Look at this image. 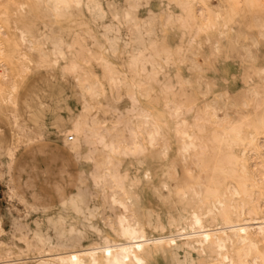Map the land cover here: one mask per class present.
I'll list each match as a JSON object with an SVG mask.
<instances>
[{"label":"bare ground","instance_id":"bare-ground-1","mask_svg":"<svg viewBox=\"0 0 264 264\" xmlns=\"http://www.w3.org/2000/svg\"><path fill=\"white\" fill-rule=\"evenodd\" d=\"M169 1L183 10L197 32L198 38L190 41L193 53H208L220 67L198 68L187 62L189 53L168 59L167 66H162L153 53L154 75L162 68H171L180 86L162 95L156 88L153 110H142L138 115L144 119V133L133 131L131 142L123 135L112 101L97 111L115 116L113 121L98 122L91 107L84 105L71 124L69 132L74 140L68 148L79 160L89 163L88 169L80 171L81 189L99 197L98 210L109 211L106 227L111 233L93 225L89 226L93 231L74 227L56 239L35 232L21 238L22 257L0 264H154L158 259L166 264H264V148L259 143L264 139V101L257 102L264 94V0H225L218 9L210 6L211 0ZM196 3L208 14L201 12L207 16L206 22L197 17ZM83 4L93 21L104 17L100 0H14L0 6V118L10 133V142L31 135L30 127L19 118L15 98L32 71L50 68L60 60L66 61L63 69L76 78L82 70L76 49L71 45L66 48L68 43L62 36L39 40L38 22L29 21L28 15L33 13L43 27L57 26L70 37L86 26L78 24ZM123 20L129 29L140 33L141 27L131 22L128 11ZM184 23L182 20L176 25L185 29ZM87 27L84 33L97 38L90 29L100 25ZM101 27L106 38L110 28L105 24ZM134 36V42L141 43L139 36ZM242 60L255 62L252 71L238 64L231 82L223 81L221 65ZM102 62L107 75L112 64L110 60ZM136 63L137 58L132 57L126 66L130 69ZM184 70L190 77L185 82ZM7 78L12 82L5 88ZM88 79L84 77L79 86L91 98L105 96L108 89L113 92L120 81L114 75L109 80L105 77L110 84L106 87L99 78ZM203 80L205 90L201 89ZM232 83L239 84L251 100L228 94L222 105L221 98ZM187 95L181 106L175 104ZM190 106L197 116L180 126L172 114ZM228 108L245 109V113L229 119ZM219 111L224 112L221 117ZM10 142L4 154L13 157ZM148 150L149 155H145ZM248 153L258 159V167L252 168ZM127 156L135 158L124 165ZM92 204L80 194L70 206L73 212H87V217H92ZM92 235L97 238L84 244Z\"/></svg>","mask_w":264,"mask_h":264},{"label":"rangeland","instance_id":"rangeland-1","mask_svg":"<svg viewBox=\"0 0 264 264\" xmlns=\"http://www.w3.org/2000/svg\"><path fill=\"white\" fill-rule=\"evenodd\" d=\"M12 1L14 0H0V6L6 7ZM224 3L225 0L209 1L213 9L220 8ZM100 9L104 12V17L93 21L83 4L79 10L81 20L78 24L86 26L80 27L78 32L70 37L57 26L51 29L43 27L42 22L33 13L28 15L29 21L38 22L39 28L36 35L39 40L44 41L46 36H62L68 43L65 45L66 48L71 45V49H76L78 52L76 60L82 70L79 78H76L75 74L63 69L66 61L60 60L50 68L32 71L15 98V107L21 122H26L30 127V137L23 138L21 141L14 139L15 141L10 142V133L5 122L0 118V249L4 252L0 254V262L6 260L13 262L17 261L16 258L22 257L19 256L24 247L21 238L31 236L35 232H41L56 239L57 235L74 227L86 232L93 231L89 229V226L93 225L99 230H104L106 234L111 233L106 227L109 221L107 218L109 211L98 210L96 204L99 197L92 195L90 191L81 189L84 184L79 180L80 171L88 169L89 163L83 159L79 160L68 148L74 140L72 139L74 135L69 132L71 124L81 114L84 105L91 107V114L95 115L98 122L113 121L118 115L123 135L128 142H131L133 131L144 133L146 125L143 124L144 119L138 115L142 110H153L156 104V88L162 95L180 86L171 68H162L161 72L154 75L151 64L153 53L156 52L155 59L162 66H167L168 59L173 57L180 59L182 55L189 53L187 62L198 68L220 67L216 61H211L208 53L203 52L204 55L193 53L194 44L190 41L198 38L197 32L187 17H184L183 10L174 2L169 0H100ZM202 10L205 11L201 4L194 5L197 17L202 22H206L207 16L204 17V15L208 14L205 11L202 17ZM126 11L132 17L131 22L141 27L140 33L138 30L129 29L124 23L123 17ZM182 20L187 26L185 29L176 25ZM44 21L52 23L51 19ZM169 22L173 25H166ZM91 24L100 25V27L90 29L97 38H90L84 33L88 29L87 25ZM102 24L110 28L106 38ZM134 34L139 36L141 43L134 42ZM45 46L50 48L47 43ZM132 57L137 58V63L130 65L128 69L126 64ZM104 60H110L113 67L112 71H106L107 75L102 66ZM254 63L249 60L231 64L224 63L221 65L222 70H219V75L223 81L231 82L238 72L236 65L243 64L252 71L255 67ZM183 74L184 82L190 79L187 70H184ZM110 75H114L117 81H120L113 88V92L108 89L105 96L99 95L91 98L83 93L79 86V83L85 82L82 81L84 77H87L90 78L87 82L99 78L108 87L110 84L104 79L106 77L109 80ZM7 79L3 82L5 88L10 87L9 84L12 82L10 78ZM201 82V89L205 90L206 82L204 80ZM230 86L228 93L221 98L222 105H225L228 94L230 97L239 94L240 97L242 96V101L251 100L250 97L245 96L239 84L232 83ZM146 90L149 91L148 95H145ZM185 91L188 92V90ZM186 97L189 96H182L176 100L175 104L181 106L183 104L181 101ZM257 100L259 103L264 101V94ZM109 101H112L111 104L115 107V116L112 117L110 114L104 115L97 111V108L106 106ZM226 111L228 118L233 120L245 113V109L228 108ZM223 113L219 111L218 115L221 117ZM172 116L181 126L192 121L197 114L190 106L176 110ZM67 135L68 138H66ZM9 142L14 153L13 157L4 154V148ZM262 142H264L263 138L259 140V143L264 148ZM148 152L149 150L145 155H149L150 152ZM248 155L252 157L249 161L252 168L258 167V159L251 153ZM134 158L125 157L124 165L129 164ZM80 194H84L86 201L90 199L91 204L94 202L95 207L92 206L90 210L94 213L92 217H87V212L77 214L71 210L70 204L80 199ZM151 211H154L153 207ZM115 212L116 210L112 212L113 215ZM96 238L92 235L83 243L89 244ZM261 247V249L264 248V240ZM7 250H10V253H6ZM154 264L166 263L158 259Z\"/></svg>","mask_w":264,"mask_h":264},{"label":"snow or ice","instance_id":"snow-or-ice-1","mask_svg":"<svg viewBox=\"0 0 264 264\" xmlns=\"http://www.w3.org/2000/svg\"><path fill=\"white\" fill-rule=\"evenodd\" d=\"M262 8H264V4L261 5ZM262 35H264V32H262ZM262 75H264V72L261 73ZM264 143V142H262Z\"/></svg>","mask_w":264,"mask_h":264}]
</instances>
